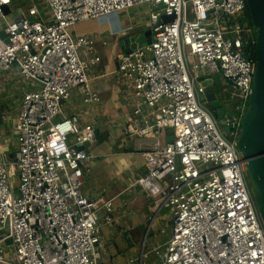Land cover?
I'll return each mask as SVG.
<instances>
[{
    "label": "built area",
    "instance_id": "built-area-1",
    "mask_svg": "<svg viewBox=\"0 0 264 264\" xmlns=\"http://www.w3.org/2000/svg\"><path fill=\"white\" fill-rule=\"evenodd\" d=\"M14 1L0 0V93L11 82L20 90L12 124L0 112L16 144L10 153L0 142V264L101 260L98 211L111 212L112 199L80 192L94 156L78 148L95 132L65 106L75 90L84 104L100 102L91 89L100 57L95 38L72 28L140 6L149 9L152 41L119 54L113 73L124 135L144 142L134 185L169 209L157 264H264V227L237 148L255 71L245 0H22L31 4L9 21ZM214 74L232 83L222 127L197 81Z\"/></svg>",
    "mask_w": 264,
    "mask_h": 264
},
{
    "label": "crops",
    "instance_id": "crops-1",
    "mask_svg": "<svg viewBox=\"0 0 264 264\" xmlns=\"http://www.w3.org/2000/svg\"><path fill=\"white\" fill-rule=\"evenodd\" d=\"M148 16L149 9L140 6L108 17L84 21L72 28L73 36L89 35L95 38L96 54L100 57V62L91 69V89L98 93L100 102L83 104L98 108L100 113L107 111L111 114L110 120L107 117L101 119L99 116L89 123L94 132H97L94 142L87 149L94 157L88 162L86 167L89 172L84 173L80 185V192L90 200H98L101 196L106 200L112 199L111 212L108 213L101 205L98 211V229L103 240L99 251L102 258L98 264H105L108 259L115 260L125 252L135 249L145 226L150 225L161 209L157 203L147 198L140 187L134 185L136 176L143 171L141 147L144 142L124 135L119 122L122 116L118 114L120 110L124 111L119 99L121 88L113 73L118 67L117 56L132 49V38H141L146 34ZM71 97L81 100L76 90L72 92ZM71 112L79 113L85 122L87 111L80 108L74 111L68 106L66 113ZM168 138L169 134H166L164 141ZM83 184L86 185L82 187ZM107 216L108 222L105 219ZM102 228L110 232V242L103 239L100 233ZM120 235L132 238V246L120 250L116 244L117 236ZM167 240L162 245L154 246L151 251L163 248ZM141 255L147 257L145 252ZM128 258L117 264H130L136 260L135 254L129 255Z\"/></svg>",
    "mask_w": 264,
    "mask_h": 264
},
{
    "label": "water",
    "instance_id": "water-1",
    "mask_svg": "<svg viewBox=\"0 0 264 264\" xmlns=\"http://www.w3.org/2000/svg\"><path fill=\"white\" fill-rule=\"evenodd\" d=\"M245 3L251 24L255 28L253 50L255 71L248 108L243 116L237 139V148L242 157L241 161L244 164L245 175L250 179L253 186V201L264 227V0H245ZM4 13H9L8 7L4 8ZM172 19L173 17L166 16L161 18L163 22H169ZM0 36L4 37V34L0 33ZM151 36H153V33L147 29L146 34L141 38H132V49L151 43ZM197 81L205 87V99L208 107L214 111L218 120H222L225 108L217 100L214 92L215 89L221 86L223 81L221 76L214 74L208 79L199 76ZM225 82L230 86L232 85L230 81ZM223 132L228 136L230 129L224 127ZM94 134L96 137L97 132ZM170 135L172 136V133ZM171 136L167 140H172ZM89 146L90 143L86 142L78 149H87ZM9 157L12 158V154H9Z\"/></svg>",
    "mask_w": 264,
    "mask_h": 264
},
{
    "label": "rangeland",
    "instance_id": "rangeland-1",
    "mask_svg": "<svg viewBox=\"0 0 264 264\" xmlns=\"http://www.w3.org/2000/svg\"><path fill=\"white\" fill-rule=\"evenodd\" d=\"M34 3L38 4V1H35ZM31 4V2L25 3L22 0H16L12 3L11 9L12 12L10 15L7 16V20L11 21L14 19V17L18 16L20 13L24 12V9L27 7V5ZM245 21V20H244ZM249 22V19H248ZM192 66V63L190 64V68ZM6 88L3 92L0 93V112L7 111L10 117V124H12V119L16 111V105L20 101V90H15L14 86H17L15 82L7 83ZM22 87H24V84H21ZM217 100L223 102V105H225L224 101L227 98H231L233 90L232 86L226 84L225 81H222L221 86L214 90ZM204 100V103L206 102L205 97L202 99ZM66 107L70 106L71 108L76 111L77 109H82L83 111H87V115L84 118L85 122H93L94 117L101 116V119H104L107 117L109 120L111 119L110 112L105 111L104 113H100L99 109L94 106H85L81 100H78L77 97H71V100L65 104ZM122 107V106H121ZM123 108V107H122ZM124 109V108H123ZM212 115V114H211ZM216 118V116L212 115ZM217 119V118H216ZM217 123L220 127H222V121L217 119ZM226 139H229L228 136H225ZM74 138L70 137L69 141H73ZM0 142H2L4 145H9V152L13 153L16 149V144L14 141V136L11 128L9 127V124L5 125L0 122ZM84 175V173H83ZM85 180V178H84ZM245 181L248 186L250 194L251 189L249 187V180L245 176ZM85 182V181H84ZM13 187L15 188V192L17 191L18 187V179L17 177L12 178ZM87 184V183H86ZM86 184H83L82 187H84ZM251 197L253 198L252 194ZM160 206V202L157 203ZM151 216H149L150 221ZM170 227H171V220L169 215V209L162 207L158 215L150 222L149 226H145V229L142 232L141 240L138 243V245L135 247V249L125 252L121 257H117L115 260L108 259L105 264H117L122 263L126 258L129 257V255L135 254L136 260L130 264H157V256L151 249L156 245H162L170 236ZM102 237L106 242L109 241V231L105 228L101 229ZM101 235V234H100ZM103 242V240H101ZM134 242L132 238L128 239L126 237H123L122 235L117 236L116 244L117 247L120 250H125L127 247L132 246L131 244ZM101 251V249L99 250ZM142 252H145L147 254V257H142ZM100 255V252H97V257ZM5 256L7 258H10V255L5 252ZM129 259V258H128Z\"/></svg>",
    "mask_w": 264,
    "mask_h": 264
},
{
    "label": "trees",
    "instance_id": "trees-1",
    "mask_svg": "<svg viewBox=\"0 0 264 264\" xmlns=\"http://www.w3.org/2000/svg\"><path fill=\"white\" fill-rule=\"evenodd\" d=\"M246 17H247V19H249V24L252 26V24H251V21H250V16H249V13H248V10L246 9ZM254 39H255V32L253 33V37H252V40H251V42H250V45H249V49H248V51L250 52V58L254 61V55H253V50H254ZM247 179L249 180V187H250V189H251V194H252V196H253V186L251 185V181H250V179L247 177Z\"/></svg>",
    "mask_w": 264,
    "mask_h": 264
},
{
    "label": "flooded vegetation",
    "instance_id": "flooded-vegetation-1",
    "mask_svg": "<svg viewBox=\"0 0 264 264\" xmlns=\"http://www.w3.org/2000/svg\"><path fill=\"white\" fill-rule=\"evenodd\" d=\"M221 102V101H220ZM223 104V102H221ZM224 106V105H223ZM211 114L215 116L214 111L211 110ZM247 185V184H246ZM248 187V186H247Z\"/></svg>",
    "mask_w": 264,
    "mask_h": 264
}]
</instances>
